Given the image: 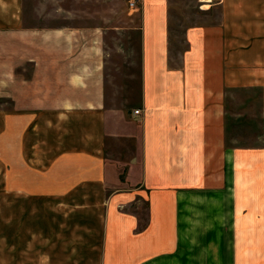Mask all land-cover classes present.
Instances as JSON below:
<instances>
[{
    "label": "crops",
    "instance_id": "1",
    "mask_svg": "<svg viewBox=\"0 0 264 264\" xmlns=\"http://www.w3.org/2000/svg\"><path fill=\"white\" fill-rule=\"evenodd\" d=\"M40 3L64 10L0 0V264H264L249 201L256 185L264 202V0L132 10L140 156L124 177L107 156L102 28L45 20Z\"/></svg>",
    "mask_w": 264,
    "mask_h": 264
},
{
    "label": "rangeland",
    "instance_id": "2",
    "mask_svg": "<svg viewBox=\"0 0 264 264\" xmlns=\"http://www.w3.org/2000/svg\"><path fill=\"white\" fill-rule=\"evenodd\" d=\"M38 1L42 0H27L26 15L29 18L36 14L35 3ZM55 1L60 2L63 11L55 12L59 8L52 3H48L46 6L40 3V14L45 16V20L49 18L54 19L53 21H61L57 23L59 25L67 24V22H62V18L69 11L71 15L76 17V22H74L77 26L90 25L91 27L102 28L103 35L100 46L102 48L101 59L105 66L102 72L105 93L104 105L109 120L115 127L112 138L107 140V156L111 161L120 164L121 177L138 175L140 142L134 111L140 104L141 88L139 39L136 29L138 18L132 14V10L135 8L129 6V0ZM46 22L43 24L49 25V22ZM237 145L258 146V135L253 134L252 141L248 145L247 143H237ZM253 171L255 170L253 169ZM254 174H256L255 177L259 176L258 173L253 172ZM242 188V186L238 188L240 196L237 198V205L240 206H243L245 202L243 198L245 193ZM257 192L260 190L256 189V185H253V198L249 200L253 207L264 205L262 199L254 198V194L256 196ZM262 202L263 204H260ZM145 207L144 202H136L132 204L129 211L135 212L140 222L144 223L147 219ZM251 217L255 220L259 215ZM242 223L243 221H241ZM239 226H242L240 233V237H242L243 229H246L244 227L247 226ZM261 234L264 237V231L253 229L251 237H260Z\"/></svg>",
    "mask_w": 264,
    "mask_h": 264
},
{
    "label": "built area",
    "instance_id": "3",
    "mask_svg": "<svg viewBox=\"0 0 264 264\" xmlns=\"http://www.w3.org/2000/svg\"><path fill=\"white\" fill-rule=\"evenodd\" d=\"M141 2V0H129V6L131 8H136L137 5ZM134 114L135 115H138L139 114V110H135L134 111Z\"/></svg>",
    "mask_w": 264,
    "mask_h": 264
}]
</instances>
